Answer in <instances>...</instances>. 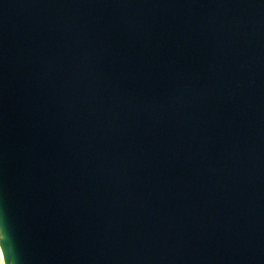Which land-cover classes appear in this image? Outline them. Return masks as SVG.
<instances>
[{"label":"water","instance_id":"95a60500","mask_svg":"<svg viewBox=\"0 0 264 264\" xmlns=\"http://www.w3.org/2000/svg\"><path fill=\"white\" fill-rule=\"evenodd\" d=\"M6 264H264V0H0Z\"/></svg>","mask_w":264,"mask_h":264},{"label":"bare ground","instance_id":"6f19581e","mask_svg":"<svg viewBox=\"0 0 264 264\" xmlns=\"http://www.w3.org/2000/svg\"><path fill=\"white\" fill-rule=\"evenodd\" d=\"M0 256H1V260L3 261L2 263L6 264V261H5L4 255H3V251H2V247H1V243H0Z\"/></svg>","mask_w":264,"mask_h":264},{"label":"rangeland","instance_id":"374dc122","mask_svg":"<svg viewBox=\"0 0 264 264\" xmlns=\"http://www.w3.org/2000/svg\"><path fill=\"white\" fill-rule=\"evenodd\" d=\"M2 262H3V261L1 260V256H0V264H3Z\"/></svg>","mask_w":264,"mask_h":264}]
</instances>
